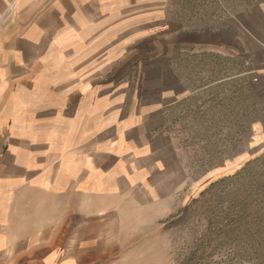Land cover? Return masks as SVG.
Instances as JSON below:
<instances>
[{"label": "crops", "instance_id": "1", "mask_svg": "<svg viewBox=\"0 0 264 264\" xmlns=\"http://www.w3.org/2000/svg\"><path fill=\"white\" fill-rule=\"evenodd\" d=\"M206 58L264 100V2L0 0V264H170L150 244L190 178L169 126ZM251 132L231 164L264 154Z\"/></svg>", "mask_w": 264, "mask_h": 264}, {"label": "rangeland", "instance_id": "2", "mask_svg": "<svg viewBox=\"0 0 264 264\" xmlns=\"http://www.w3.org/2000/svg\"><path fill=\"white\" fill-rule=\"evenodd\" d=\"M234 68L206 58L188 73L200 94L175 113L169 126L187 160L188 200L151 240L159 261L264 264V154L253 150L251 157L231 164L248 150L252 123L264 124V100L242 78L212 84L229 78Z\"/></svg>", "mask_w": 264, "mask_h": 264}]
</instances>
